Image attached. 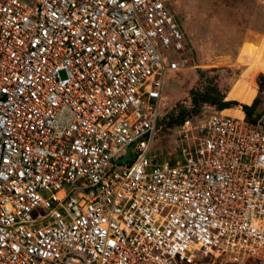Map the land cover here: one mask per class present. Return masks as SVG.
<instances>
[{"label":"built area","instance_id":"built-area-1","mask_svg":"<svg viewBox=\"0 0 264 264\" xmlns=\"http://www.w3.org/2000/svg\"><path fill=\"white\" fill-rule=\"evenodd\" d=\"M168 3L0 0V264L264 262V112L147 156L193 56Z\"/></svg>","mask_w":264,"mask_h":264},{"label":"rangeland","instance_id":"rangeland-1","mask_svg":"<svg viewBox=\"0 0 264 264\" xmlns=\"http://www.w3.org/2000/svg\"><path fill=\"white\" fill-rule=\"evenodd\" d=\"M168 5L192 47L193 56L187 68L163 77L158 135L147 153L158 161L168 158L169 152L174 159H184V148L177 149L171 131L185 117L220 111L217 105L225 101H235L228 104L226 113L242 112L245 116L241 108L245 103L231 97L238 93L254 95L250 103L257 98L250 117L259 118L264 112V3L169 0ZM188 143L191 145V140ZM220 259L221 256L202 255L195 264H235L225 262L224 257ZM240 264L264 262L248 259Z\"/></svg>","mask_w":264,"mask_h":264},{"label":"trees","instance_id":"trees-1","mask_svg":"<svg viewBox=\"0 0 264 264\" xmlns=\"http://www.w3.org/2000/svg\"><path fill=\"white\" fill-rule=\"evenodd\" d=\"M253 96L254 95H251V94H248V93H238L234 97L231 96L233 99H235V100H237L239 102L245 103V104H242L241 108H242L243 112L245 113V116H244L245 119L250 121V122H254L257 119V116H258V115H255L253 117L249 116V114L253 112V109H254V107L256 105V102H257V98H253L252 102L250 103V101H251ZM230 102L235 103V101L219 102V104L217 105V109L220 110V111H218V112L219 113H223V114L226 113V110H221V109L226 108ZM247 104H249V105H247ZM247 116H249V117H247ZM183 119H181L179 121V123Z\"/></svg>","mask_w":264,"mask_h":264},{"label":"water","instance_id":"water-1","mask_svg":"<svg viewBox=\"0 0 264 264\" xmlns=\"http://www.w3.org/2000/svg\"><path fill=\"white\" fill-rule=\"evenodd\" d=\"M126 159H127V155H126V156H123V157H121V158H119L118 161H123V160H126Z\"/></svg>","mask_w":264,"mask_h":264},{"label":"crops","instance_id":"crops-1","mask_svg":"<svg viewBox=\"0 0 264 264\" xmlns=\"http://www.w3.org/2000/svg\"><path fill=\"white\" fill-rule=\"evenodd\" d=\"M231 108V107H230ZM226 109H229V108H223L222 110H226ZM230 113V112H229ZM224 114H227V115H232V114H228V113H224ZM241 115L243 116V113L241 112ZM234 116V115H232Z\"/></svg>","mask_w":264,"mask_h":264},{"label":"bare ground","instance_id":"bare-ground-1","mask_svg":"<svg viewBox=\"0 0 264 264\" xmlns=\"http://www.w3.org/2000/svg\"><path fill=\"white\" fill-rule=\"evenodd\" d=\"M234 116L241 117L242 115H241V113H240V114H234Z\"/></svg>","mask_w":264,"mask_h":264}]
</instances>
